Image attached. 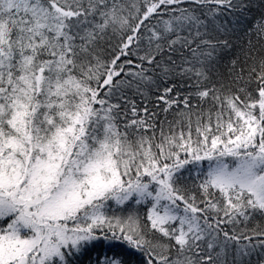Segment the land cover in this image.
Wrapping results in <instances>:
<instances>
[{"label":"snow or ice","instance_id":"snow-or-ice-1","mask_svg":"<svg viewBox=\"0 0 264 264\" xmlns=\"http://www.w3.org/2000/svg\"><path fill=\"white\" fill-rule=\"evenodd\" d=\"M0 264H264V0H0Z\"/></svg>","mask_w":264,"mask_h":264}]
</instances>
